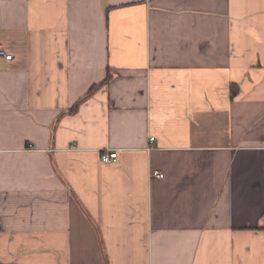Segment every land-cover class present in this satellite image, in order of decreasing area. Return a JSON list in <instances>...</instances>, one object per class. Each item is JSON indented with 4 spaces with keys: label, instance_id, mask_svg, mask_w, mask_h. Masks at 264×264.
I'll use <instances>...</instances> for the list:
<instances>
[{
    "label": "crops",
    "instance_id": "0c3cea01",
    "mask_svg": "<svg viewBox=\"0 0 264 264\" xmlns=\"http://www.w3.org/2000/svg\"><path fill=\"white\" fill-rule=\"evenodd\" d=\"M0 45V264H264V0H0Z\"/></svg>",
    "mask_w": 264,
    "mask_h": 264
},
{
    "label": "built area",
    "instance_id": "2783aa9c",
    "mask_svg": "<svg viewBox=\"0 0 264 264\" xmlns=\"http://www.w3.org/2000/svg\"><path fill=\"white\" fill-rule=\"evenodd\" d=\"M0 58H3L5 61H11L12 60V55H9L6 53L4 48L0 45ZM150 142H153V138H150ZM117 160V153L115 151H105L101 155V162L104 164H112L115 163ZM154 176L162 178V175H158L157 173L154 174ZM0 226H1V221H0Z\"/></svg>",
    "mask_w": 264,
    "mask_h": 264
},
{
    "label": "trees",
    "instance_id": "16d2710c",
    "mask_svg": "<svg viewBox=\"0 0 264 264\" xmlns=\"http://www.w3.org/2000/svg\"><path fill=\"white\" fill-rule=\"evenodd\" d=\"M107 80H109V78H107ZM92 91V90H91Z\"/></svg>",
    "mask_w": 264,
    "mask_h": 264
}]
</instances>
